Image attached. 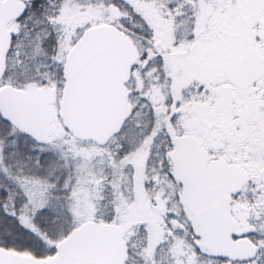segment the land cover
<instances>
[{"label": "snow or ice", "instance_id": "1", "mask_svg": "<svg viewBox=\"0 0 264 264\" xmlns=\"http://www.w3.org/2000/svg\"><path fill=\"white\" fill-rule=\"evenodd\" d=\"M0 264H264V0H0Z\"/></svg>", "mask_w": 264, "mask_h": 264}]
</instances>
